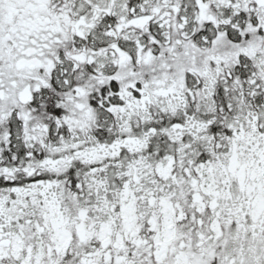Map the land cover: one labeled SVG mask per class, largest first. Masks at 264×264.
Instances as JSON below:
<instances>
[{"label":"flooded vegetation","instance_id":"obj_1","mask_svg":"<svg viewBox=\"0 0 264 264\" xmlns=\"http://www.w3.org/2000/svg\"><path fill=\"white\" fill-rule=\"evenodd\" d=\"M261 66L264 0H0V264H116L132 261L134 252L139 258L147 238L137 213H153L149 221L162 227L171 210L133 206L126 216L118 192L101 221L84 187L123 176L129 182L133 168L163 166L165 130L180 150L190 147L191 158L176 160L172 152L171 162L192 175L194 198L220 213V228L235 232L226 239L206 223L181 251L184 230L176 231L172 251L188 263L241 262L225 251L237 250L236 240L254 229L264 252V224L246 218L255 198L264 202ZM169 67L187 79L173 77L170 87ZM172 109L179 119L165 129ZM173 194L178 212L177 176ZM103 225L106 246L99 241Z\"/></svg>","mask_w":264,"mask_h":264},{"label":"trees","instance_id":"obj_2","mask_svg":"<svg viewBox=\"0 0 264 264\" xmlns=\"http://www.w3.org/2000/svg\"><path fill=\"white\" fill-rule=\"evenodd\" d=\"M169 63H172L171 56L168 60ZM184 70L176 69L174 67H169L168 69L165 68L164 70V79L167 83H170L169 86H173V77H183ZM260 95H264V68L261 66L260 71ZM187 77L185 76L186 80ZM187 87V83L184 85V88ZM219 88V86H217ZM171 97L172 92L166 94ZM167 103V102H166ZM179 119L176 110L172 109L169 112L165 111L164 114V127L165 129L169 127L171 121ZM174 141L168 136L166 130L163 133V156H164V164L161 167H148L149 173H145V171L140 168H133L131 171V178L129 182H124L121 177V180L116 182H107L93 184V183H86L84 187V195L93 205L92 210L90 211L92 214L95 212V217L99 214V219L101 221H107L108 217V204L112 201L113 196L121 193L125 190L130 191L131 198L133 199V206L135 210L138 212L140 208L147 207H161L162 210L165 208H169L172 213L173 223L174 224H182L183 226L180 227V232L184 230V236L181 239L183 242V246L180 245L179 248L181 251L188 250L190 244L194 238V234L199 229H206L207 227L204 226L206 223L212 222V210L209 209V204L206 203L205 205H200V199L194 198V185L195 181L192 179V175H190L185 169L184 166L177 168L175 167L174 161H172V152L173 158L176 160L191 158L192 154H190V147L188 145L181 144V150L175 146ZM170 166V171L167 173L165 170L166 167ZM165 167V168H164ZM117 170L124 169V166L117 165ZM163 175H159L158 170L163 169ZM148 174V175H147ZM175 176H177L180 182V197L179 199V210L176 211L174 207L175 197L173 194L174 191V180ZM202 182L203 185L206 184L207 181H203L200 178L199 182ZM95 185V187L93 186ZM97 185V186H96ZM119 196V195H118ZM122 197V196H121ZM193 201V205H190L189 202ZM95 205H97L96 210H94ZM104 209V212L103 210ZM193 215H191V213ZM143 214L137 213L138 222L142 223L144 226L140 230L141 235H146V241L143 243V247H139L138 251H142V255L135 258V252L133 253V261L137 262L138 264H176L177 260H182L179 257L176 251H171L168 257H166L161 263L156 258L155 248L153 245L155 244L153 241V236L155 233V229L152 227V223L149 221L151 217L154 216L153 213L148 212V214L143 217ZM219 216V221L221 224L223 221L221 219L220 213H216ZM162 216H159V221L161 220ZM213 223V222H212ZM220 228V225H219ZM222 233L225 234V238L229 239L230 233L229 228H224L222 226L220 228ZM249 231H245V238H247V233ZM235 233V232H234ZM84 250H88L86 246L83 247ZM191 250H196V246H192ZM134 251V250H132ZM178 251V250H177ZM181 253V252H179ZM183 261V260H182ZM105 261H100L99 264H103ZM184 262V261H183ZM245 260L241 263L243 264ZM185 264H222V261H202L196 260L194 262L188 263L184 262ZM231 264H239L236 261L232 262Z\"/></svg>","mask_w":264,"mask_h":264},{"label":"rangeland","instance_id":"obj_3","mask_svg":"<svg viewBox=\"0 0 264 264\" xmlns=\"http://www.w3.org/2000/svg\"><path fill=\"white\" fill-rule=\"evenodd\" d=\"M168 84H170V83H168ZM175 85H177V84L175 83ZM205 88H206L205 86L198 87L197 93L199 95L204 94ZM167 107L169 109H171L172 105L170 104ZM233 168H234V163H232V165H231V169H233ZM245 174L243 175V172L241 170L238 171V178L240 181L245 182L244 181ZM126 196H128V198L124 199ZM122 197H123L121 199V203H122L121 206L123 208L122 212L126 216H128L132 211L133 200H132L131 195L129 194L128 190L123 191ZM196 197H197V195H196ZM263 207H264V202L262 201V199L261 198H255V206L253 208V212H251L250 215L246 216V218L250 220L251 225H253L255 222H258V223L260 222V223L264 224V219H260V215L263 213L262 212ZM216 213L217 212H215L212 215V222L213 223L211 222L213 225L212 230H213V228H215V230H216L215 232H217V229H218L217 223H220L219 216L216 215ZM133 220H134V218L132 217L131 220H129V221L132 222L131 233L134 235L135 232L133 229L135 228V221H133ZM172 223H173V220L171 218V215L169 213H165L162 227L153 225L154 229L156 231L154 233V236H153L154 237V243L156 242L158 248L164 249L165 247H163L161 245L162 242L164 241V243H167V241H170L169 239H172L173 232H174V229L172 228ZM83 225L84 224L82 222L78 225V230H79L81 236H83L85 233V229H84ZM255 228L257 229V230H255V232H258L259 230L263 229V226L258 225ZM98 231H100V234H99L100 238L98 236L99 241L102 242L103 246H106L108 243V236H107V230L104 227V225L101 226ZM251 231H254V229H251L249 232H251ZM260 234L261 233H258L257 236H255L256 238L253 237L255 239L250 238V237L245 238V236H243L242 240H240V241L236 240V242L234 243L235 247H237L238 245H240V246L237 250H235L236 248L234 249L233 254L236 255L237 258H239V259L242 258L243 260H246L243 264H264V256L262 255V254H264V252H262V254L260 253V251L263 247L262 241L259 239ZM133 235H132L131 239L133 238ZM262 235L264 236V233ZM58 239H62L61 235L59 236ZM119 242H121V241H119ZM168 244H170V243H168ZM158 252H160V249L158 250ZM255 256H256V260L254 259ZM38 259H39V251L36 252L35 261L37 262ZM248 261H251V262H248ZM253 261H255V262H253ZM236 262L240 263V261H236ZM116 264H122V263H116ZM126 264H138V263L132 261V262H127ZM176 264H185V263L182 260H179L176 262ZM223 264H228V262H225Z\"/></svg>","mask_w":264,"mask_h":264}]
</instances>
